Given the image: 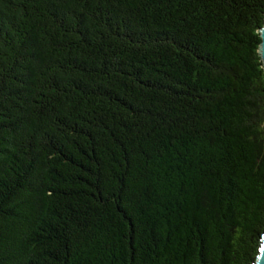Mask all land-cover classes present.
<instances>
[{
    "label": "trees",
    "instance_id": "1",
    "mask_svg": "<svg viewBox=\"0 0 264 264\" xmlns=\"http://www.w3.org/2000/svg\"><path fill=\"white\" fill-rule=\"evenodd\" d=\"M264 0H0V264H254Z\"/></svg>",
    "mask_w": 264,
    "mask_h": 264
},
{
    "label": "water",
    "instance_id": "2",
    "mask_svg": "<svg viewBox=\"0 0 264 264\" xmlns=\"http://www.w3.org/2000/svg\"><path fill=\"white\" fill-rule=\"evenodd\" d=\"M260 42L258 45V53L260 55V59L262 61V67L264 69V19L263 25L258 29ZM254 264H264V235L262 236V244L259 249V253L257 255V259Z\"/></svg>",
    "mask_w": 264,
    "mask_h": 264
}]
</instances>
